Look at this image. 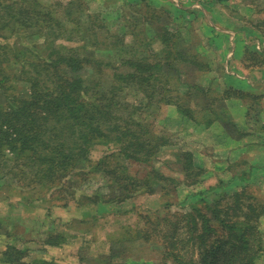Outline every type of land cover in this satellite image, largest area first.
I'll list each match as a JSON object with an SVG mask.
<instances>
[{"label":"rangeland","instance_id":"374dc122","mask_svg":"<svg viewBox=\"0 0 264 264\" xmlns=\"http://www.w3.org/2000/svg\"><path fill=\"white\" fill-rule=\"evenodd\" d=\"M97 1L105 8L99 10ZM97 1L40 0L39 3L52 8L58 2L60 11L68 8L66 16L61 14L59 17L66 24L64 28L70 29V34L77 40L88 38L90 31L96 29L87 26L102 20L111 34L123 36L136 27V41L143 35L138 31L145 27L149 50L158 56L168 47L170 51L182 47L194 51L202 68L206 70L211 63L212 72H194L190 80L186 79L198 88H206L216 80L213 89L218 92L211 109L218 108L216 113L224 114V118L228 115L243 134L240 135L238 130L226 135L220 122L206 126L200 108L206 103L201 100L206 99L203 92L196 96L197 89H194L191 98L178 97L180 105L186 103L193 108L192 115H182L173 104L158 108L150 105L148 110L137 111L139 119L142 122L144 119L152 130L151 143L156 137H162L160 143L152 144L157 146L151 148L153 153L150 156L143 153L142 159L147 162L127 158L116 147L108 149L105 144H95L90 163L83 171L87 179L90 177L88 180L78 175L63 184L48 181L43 188L38 169L31 162L2 161L0 264H33L36 259L50 264H174L166 257L167 243L174 237L178 240L184 238L185 226L190 220L187 216L193 209L208 214L217 212L218 217L211 223L216 240L223 239L227 233L221 228V219L228 217L234 222L244 221V214L238 212L232 202L223 200L221 195L233 174L248 171L251 167L259 169L256 177L245 186L247 192L243 198L245 205L253 197L258 202L250 219L263 209L255 223L260 247L253 264H264V0L151 1L154 4L149 0H122L125 6L120 9L115 8L120 0ZM80 15L86 21L85 26L76 22ZM140 17H145L150 24L137 23L136 18ZM4 21L7 22V18L4 17ZM19 26L13 27L20 29ZM73 26L79 27L78 30L73 31ZM159 28H163L168 36H175L170 42L164 41L165 46L158 38L163 34ZM8 33L5 43L12 46L20 43L42 60L49 57L50 49L46 46L49 38L42 41L23 33L11 35L10 30ZM176 38L180 41L174 44ZM132 40L127 34L125 41L131 43ZM60 41L65 45L71 43ZM97 48V53L105 58L99 61L108 66L118 65L106 59L118 57L110 40L99 43ZM94 61V57L89 60ZM92 67L87 66L91 73ZM9 69L17 77L10 82L8 91L17 96H28L30 87L20 73V65L12 63ZM93 73L106 84L110 83L112 70L109 67L95 68ZM226 77L232 81L233 88L244 95L256 96V101L253 103L250 97L243 98V95L242 98L219 100L224 81H228ZM125 94L138 103L134 88ZM2 99L0 95L1 102ZM250 104L253 109L248 114L246 109ZM257 106L262 113L258 114ZM192 116L195 122L191 121ZM101 157H104L103 164L97 171H92L94 163ZM16 173H20L19 177ZM237 184L228 185L226 191H240L242 186ZM111 193L118 196H111ZM220 197L222 200L216 210L204 209L206 203ZM144 217L155 220L156 227L145 224ZM129 227L140 228L139 232L143 231L149 240L128 241L124 247H120V241L118 244L110 242L127 239L129 233L134 237L137 232L132 233L127 229ZM46 241H56L59 245L49 246ZM193 259L196 261L198 256Z\"/></svg>","mask_w":264,"mask_h":264},{"label":"trees","instance_id":"16d2710c","mask_svg":"<svg viewBox=\"0 0 264 264\" xmlns=\"http://www.w3.org/2000/svg\"><path fill=\"white\" fill-rule=\"evenodd\" d=\"M39 1L0 0V95L3 96L2 102L0 101V163L11 159L16 162H31L32 166L38 169V176L42 178L43 182L40 185L45 188L48 181L63 184L72 177L85 176L83 171L90 163V153L95 144H105L108 149L116 147L127 158L147 162V159H142L143 153L150 156L153 153L151 148L157 146L152 144L160 143L162 137H156L151 143L152 130L144 119L143 122L139 119L137 111L148 110L150 105L158 108L173 104L182 115L187 113L192 115L193 108L186 103L180 105L178 97L191 98L194 89H197L194 93L196 96L197 93L203 92L206 99L201 100L206 103H202L203 106L200 107L206 126L220 122L226 135L227 132L238 130L241 132L240 135L243 134L242 129H238L228 115L224 118V114L222 116L216 113L218 108L211 109V105L216 103L215 93L218 92L213 89L216 80L206 88H198L189 81L194 72L195 74H199L200 71L208 74L212 72L211 63L210 65L207 63L209 67H206V70L202 68L194 51L184 50L183 47L170 51L168 47L158 56L149 50L150 42L145 27L138 31L143 35L136 41V27L123 36L111 34L102 20L94 22L90 27L87 26L88 29H96L95 32L90 31L88 38L86 36L82 40H77L70 34V29L64 28L66 24L59 17L61 14L66 16L65 10L68 8L60 11L58 2L51 8L45 3L41 5ZM151 1L153 0H149V3L154 4ZM4 17L7 18V22L4 21ZM144 18H136V21L148 26L149 20ZM82 19L83 15H80L76 22L85 26L86 21ZM18 24L20 29H17L18 27L14 29L13 26ZM78 28L73 26V31H77ZM9 30L11 35L23 33L42 41L49 38L46 44L50 49L49 57L42 60L20 43L14 44L15 46L5 43L9 38ZM127 34L133 39L131 43L125 41ZM173 37L174 34L168 36L166 31L158 36L164 46L165 42H170ZM176 39L174 44L180 41ZM60 40H68L71 43L65 45ZM107 40L116 48L118 57L106 59L118 64L117 67L99 61L105 58L97 53V47L99 43ZM183 43L186 46L184 40ZM252 55L254 53H251V58H254ZM92 57L95 61L89 62ZM12 63L20 65V73L30 87L28 96H17L8 91L10 82L17 77L9 69ZM88 65L93 66V71L95 68L109 67L112 70L110 83L106 84L104 79L97 78L98 74L93 71L91 73L87 69ZM227 80V83L224 81V89H220L219 100L242 98L243 95V98L250 97L253 103L256 101V96L244 95L240 90L233 88L230 79ZM133 88L138 103L128 99L125 94ZM258 108L257 106V110ZM252 109L253 106L250 104L246 109L247 113H251ZM257 112L260 114L263 111ZM191 121L195 122L193 116ZM7 154L12 157L8 158ZM103 158L96 161L93 168H88L97 171L98 166L103 164ZM258 169L259 167H251L248 171L233 174L221 195L223 200L232 202L237 211L244 214L243 222H234L228 217L221 219L219 221L221 228H225L227 233L223 239L216 240L211 223L218 215L212 210L218 208L222 199L220 197L212 200L206 203L204 209L212 211L213 214L199 209H193L188 214L190 220L185 226L184 238L170 239L167 243L166 257L174 264H253L260 247L255 223L263 214V209L258 211L255 218L250 219L258 202L253 197L249 198L245 205L243 195L247 192L245 186L251 183L252 177H256ZM20 172L25 174L24 171ZM16 175L19 177L20 173ZM84 179H87V175ZM236 184L242 186L240 191L237 189L226 191L228 185ZM109 187L115 189L113 186ZM113 194L118 196L116 193H111V196H114ZM143 220L145 224L156 227L155 220L147 217ZM127 229L137 233L134 237L129 233L130 237L127 239L110 242L114 244L120 241V247H124L128 241L149 240L143 231L139 232L140 228ZM46 242L49 246L59 245L56 241ZM194 256H198L196 261L193 259ZM33 264L50 263L36 259Z\"/></svg>","mask_w":264,"mask_h":264},{"label":"crops","instance_id":"0c3cea01","mask_svg":"<svg viewBox=\"0 0 264 264\" xmlns=\"http://www.w3.org/2000/svg\"><path fill=\"white\" fill-rule=\"evenodd\" d=\"M97 1V0H96ZM101 1V0H100ZM153 1H157V0H153ZM103 2V1H102ZM160 2V0H158V2L157 3H159ZM97 3H98V5H97V7L99 8V10H101V8H105L104 6H103V4H100V2L99 1H97ZM123 3V1L122 0H120L119 2H117L116 4V6H115V8H117V9H120L121 8V6L123 7V6H125V4L123 5L122 4ZM96 6V5H95ZM96 7V9H98ZM261 99H263V96L261 97ZM262 104L264 105V99L262 100ZM215 125V124H214ZM220 131V130H219ZM256 148V147H255ZM242 149H240L239 151H241ZM260 152V147L257 149V153H259Z\"/></svg>","mask_w":264,"mask_h":264}]
</instances>
